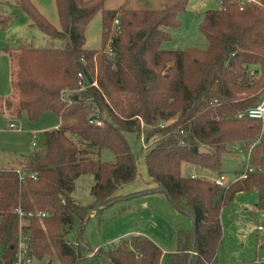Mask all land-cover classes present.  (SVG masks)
Masks as SVG:
<instances>
[{"label":"trees","instance_id":"trees-1","mask_svg":"<svg viewBox=\"0 0 264 264\" xmlns=\"http://www.w3.org/2000/svg\"><path fill=\"white\" fill-rule=\"evenodd\" d=\"M106 2L56 0L61 31L30 0L18 2L34 25L63 45L36 48L20 42L14 51L9 50L19 66L17 114L36 120L51 110L60 117V124L45 132L43 150L18 160L23 180L18 168L0 167V264L16 262L17 208L46 213L41 219L32 216L24 221L32 258L55 256L60 264H80L86 246L82 233L90 212L109 206L117 198L118 186L137 175L125 134L142 131L143 123L154 126L172 119L162 129L145 134L146 141L160 135L146 155L156 187L136 195L164 193L176 210L193 221L192 229L178 231L177 249L169 254V264H218L222 210L247 190H257L264 203L262 123L238 118L256 106L264 93V0H221V8L208 10L199 24L207 48L185 50H163L161 45L171 39L169 30L181 25L178 14L188 0H165L162 9L154 10L129 9L127 2L105 9ZM98 11L103 18V46L90 50L85 48L84 30ZM115 19L119 20L116 35ZM9 21L0 12V27L6 28ZM110 37L112 59L104 51ZM95 60L100 65L99 87L73 92L79 72L88 82L94 80ZM169 63L172 67L163 74ZM252 69L254 75H250ZM11 97L0 99V107L14 108ZM94 118L102 125L93 123ZM257 139L251 151V163L257 169L244 180L219 186L183 173L191 164L221 175L228 145L247 148ZM104 149L115 154V162L100 160ZM82 174L94 179L93 200L87 205L73 197L76 178ZM70 234L80 242L78 247L68 243ZM94 256L109 264H161L163 251L147 236L133 235L98 249Z\"/></svg>","mask_w":264,"mask_h":264},{"label":"rangeland","instance_id":"rangeland-1","mask_svg":"<svg viewBox=\"0 0 264 264\" xmlns=\"http://www.w3.org/2000/svg\"><path fill=\"white\" fill-rule=\"evenodd\" d=\"M30 1L55 29L62 30L56 0ZM18 2L19 0H0V12L10 18L6 28L0 27V99L13 96L11 98L14 103V108L10 110H2L3 108L0 107V167L3 168H21L18 160L34 151L43 150L45 132L60 124V117L51 110L45 111L36 120H30L25 113L17 114L20 99L18 92L15 91V84L19 66L17 61L11 58L9 50L14 51L20 42L31 44L36 48L63 45L62 40L51 38L34 25L27 13L18 7ZM126 2L129 9L154 10L162 9L165 0H107L105 9H114L125 5ZM220 8L221 0H188L186 9L178 14L181 25L169 30L171 39L163 42L161 49H206L208 42L201 33L199 24L208 10ZM115 27L116 25L112 23V30H115ZM84 34L85 48L90 50L102 48L101 11H98L87 23ZM172 65L169 63L163 74ZM99 66V61L95 60L94 77L96 78L99 77ZM77 89L73 92L77 93ZM173 121V119L164 121V124ZM155 126L157 125L149 126L143 123L142 131L125 134L136 160L137 175L132 181L118 186L115 192L117 198L109 206L90 212V218L85 222L82 233L86 246L82 248L84 259L80 264H109L103 258L92 255V251L111 247L122 239L128 240L131 236L140 234L159 245L164 252L161 264H169V254L177 249L178 231L192 229V219L176 210L164 193L136 195L156 187L148 173L146 155L154 147L153 141L159 139L160 135L155 134L149 141H146L145 135L149 130H154ZM263 133L262 124L260 135ZM258 140L247 148L241 147L239 143L228 145V151L222 155L223 174L232 178L244 171L246 153L258 143ZM100 160L113 163L115 154L111 150L104 149ZM188 165V167L194 166ZM200 171L207 176L217 175L204 169ZM200 171L198 173H202ZM93 183L91 174L77 177L73 197L79 203L85 205L91 203ZM221 223L223 233L217 252L218 264H264V203H261V195L257 190L240 192L233 197L221 212ZM42 227L46 228L44 224ZM69 239L73 241L74 234H70ZM1 249L0 245V251ZM31 264H60V262L55 256H50L43 259L32 258Z\"/></svg>","mask_w":264,"mask_h":264},{"label":"built area","instance_id":"built-area-1","mask_svg":"<svg viewBox=\"0 0 264 264\" xmlns=\"http://www.w3.org/2000/svg\"><path fill=\"white\" fill-rule=\"evenodd\" d=\"M114 24L116 27L119 24V20L115 19ZM115 27V33L116 35V30L117 28ZM113 40L110 37L107 41L106 47H105V54L108 58L112 59L114 57V50L112 46ZM255 71L252 69L250 71V75H254ZM78 89L77 93H84L89 87H99L98 86V81L96 77H94V80L90 83L86 80L84 72H79L78 73ZM86 102H89V98H85ZM243 116H246L251 119H256L261 121L263 124V131H264V93L261 95L258 103L256 106L249 108L244 114H239L238 118H242ZM93 123L96 125H102V121L94 118ZM165 126L164 122L159 123L157 126H155L153 129H162ZM251 151L252 148H249L247 153H246V166L244 171L236 174L234 177L230 178L226 176L225 174L221 175H216V176H207V175H199L196 173H190L191 178H204L207 179L216 185L219 186H227L231 183H234L239 180H244L248 177L250 173H253L257 168L252 165L251 163ZM20 176V179L23 180L25 175L22 171L21 168H18L16 170ZM31 177L36 179V174H31ZM18 214L19 217V232H18V247H17V256H16V262L15 264H31L32 262V257L29 255V241H30V234L29 231H26L24 228V221L26 217H32V216H37L40 219L46 216V213L41 212V211H34V212H25L21 208H17L15 211ZM261 229V227H259ZM69 244H72L74 247H78L80 245V242L77 240L69 241ZM96 251H92V255H95Z\"/></svg>","mask_w":264,"mask_h":264},{"label":"crops","instance_id":"crops-1","mask_svg":"<svg viewBox=\"0 0 264 264\" xmlns=\"http://www.w3.org/2000/svg\"><path fill=\"white\" fill-rule=\"evenodd\" d=\"M253 1H256V2H258L257 0H253ZM4 109H6V108H3L2 110H4ZM7 110V109H6ZM55 128H57L58 127V125H56V126H54ZM54 128V129H55ZM189 165H186L185 167H184V169H183V172H184V174H186V175H188V173H196V174H202L203 173V175H206L204 172H202V171H200V169L198 168V167H196V166H190V167H188ZM202 172V173H198V172ZM206 171V170H205ZM94 184V183H93ZM93 186V185H92ZM92 200H93V197H92ZM82 205H84L83 203H81ZM141 235V234H140ZM154 242V241H153ZM155 243V242H154ZM158 245V244H157ZM159 246V245H158ZM163 254H164V252H163ZM162 258H163V256H162ZM161 261H162V259H161ZM169 263V262H168Z\"/></svg>","mask_w":264,"mask_h":264}]
</instances>
